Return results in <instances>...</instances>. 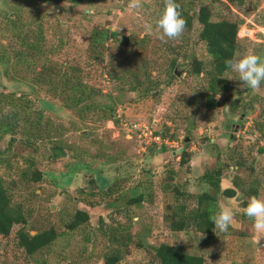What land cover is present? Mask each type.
I'll list each match as a JSON object with an SVG mask.
<instances>
[{
  "label": "rangeland",
  "instance_id": "374dc122",
  "mask_svg": "<svg viewBox=\"0 0 264 264\" xmlns=\"http://www.w3.org/2000/svg\"><path fill=\"white\" fill-rule=\"evenodd\" d=\"M180 1L193 14L204 3L211 7L214 20H239L235 56L252 52L264 59V0H244L240 5L227 0ZM129 4L130 0H96L91 15L85 12L87 3L71 5L65 0H34L21 9L20 23L29 29L27 37L42 23L45 56L32 57L30 68L19 63L4 72L0 66V90L13 92L15 103L21 102L20 96L30 103L18 116L15 139L6 136L1 142L0 176L26 215L23 229L34 234L52 227L57 237L27 255L17 244L20 226H16L12 235H0V264H103L116 248L121 252L117 264H149V251L161 242L201 255L205 264H264V238L260 245L255 243L242 198V191L255 185L258 197L264 198V83L253 91L228 80L238 77L227 70L223 74L227 89L220 87L215 94L218 105L205 109L207 78L203 72L191 74L186 60L199 48L201 25L194 20L182 38L161 41L153 29L163 0H142L140 9ZM5 9L0 0V12ZM4 22L0 17V54L4 45L10 52L22 49L13 29L6 32ZM95 28L116 33L98 58L89 50ZM125 36L127 44L122 42ZM53 64L63 70L76 65L83 79L99 90L97 108L114 100L117 109L111 119H103L97 108L79 116L63 106L62 99L46 93L48 88L39 86L42 83L33 82V77L43 76L39 71L44 65ZM148 79L153 81L151 88ZM132 85L135 90L129 92ZM2 107L15 110L14 105ZM118 109L122 117L146 121L158 130L164 125L177 148L160 151L136 135L127 137L112 121ZM23 114L33 123L31 143L25 142L32 134L25 131L30 126ZM184 137L190 160L181 166L178 154ZM55 147L64 154L55 157ZM217 163L223 167L220 187L232 183L239 187L232 199L221 195L215 209L232 208V227L226 233L215 228L200 232L193 226L172 230L164 217L168 206L185 202L188 209L194 207L195 196L207 187L200 176ZM36 168L42 173L39 181L30 178ZM172 168L178 170V186L190 197L176 198L164 183ZM140 193V203H129ZM77 210L86 211L89 219L71 230L68 223Z\"/></svg>",
  "mask_w": 264,
  "mask_h": 264
},
{
  "label": "trees",
  "instance_id": "16d2710c",
  "mask_svg": "<svg viewBox=\"0 0 264 264\" xmlns=\"http://www.w3.org/2000/svg\"><path fill=\"white\" fill-rule=\"evenodd\" d=\"M7 6V9L0 12L5 22L6 32L13 29L12 36L20 40L23 45L22 49H12L11 52L7 50V46L4 45L5 50L0 54V66L4 68V72H7L10 68H15L19 63L25 67L30 68L33 65L30 59L34 56H45V46L43 45V25L37 23L36 29L31 37H27L29 29L20 23L21 9L24 3L34 0H1ZM58 1V0H54ZM71 5H79L81 3H87L93 5L96 0H65ZM230 4L240 5L244 0H227ZM184 2V1H183ZM177 3L181 6L183 18L186 21V26H190L192 21L196 20L201 29L198 35V45L196 53L192 56H187V62L190 64V73L193 75H199L202 72L207 78L206 94L204 96L205 109H211L218 105V101L215 98V94L218 89H227L228 81L223 77V74L227 71L224 61L226 59L235 56L237 50V33L240 26L239 20L230 19H212L211 7L206 4H201L197 12L190 13L185 9L184 3L177 0ZM30 24V23H29ZM24 28V29H23ZM116 33L110 32L108 29H93L90 37L89 50L93 52L96 58L101 57L105 47V43L108 39L115 38ZM129 38L125 36L122 40L124 44H127ZM55 64V63H54ZM44 65L40 69L39 73L41 79L33 77L32 80L35 84L42 83L40 87L45 86L48 88L46 93L52 94L55 98L62 99L63 106L72 109L77 112L79 116H85L93 109L97 108L95 105V97L99 94V90L90 86L84 79L81 73L78 71L76 65H71L69 69L63 70L56 65ZM173 66V61H172ZM136 84H140L138 80H135ZM147 83L149 88L153 87V81L148 79ZM223 83V84H222ZM222 84V85H221ZM136 85H132L128 91L133 92ZM158 88V87H157ZM220 88V89H221ZM5 87L0 90V146L2 140L9 136L10 140L15 139V134L19 132L18 116H21V111L29 107V100L20 96L18 99L21 102L15 103L13 99L16 98L13 92H4ZM148 92V90H146ZM14 105L15 110L9 112L4 111L2 105ZM103 119L109 120L112 114L115 112L116 105L114 100L105 105L98 106ZM122 111V110H121ZM122 113V112H121ZM123 114V113H122ZM24 122H27L29 128L25 129L28 134L32 136L25 138L26 143H31L33 138L32 120L23 114ZM39 120V119H38ZM135 120V119H131ZM113 121V120H112ZM39 122V121H38ZM37 122V124H38ZM115 122V121H114ZM146 122V121H145ZM116 123V122H115ZM148 126L153 130V133L160 135L163 138H169L167 134V127L163 125V128L156 129L151 124L146 122ZM232 139L235 135H232ZM160 151H164L168 146L161 144H150ZM187 141H183L182 151L178 154L179 164L184 166L189 163V153L187 151ZM57 148V147H55ZM170 147H168L169 149ZM55 157L63 155L64 153L60 148L53 153ZM3 151L0 149V161H2ZM236 167V166H235ZM23 173H26L24 170ZM223 174V167L220 163L199 178L201 182L206 183L207 187L200 191L195 197L194 207L188 209L185 202L176 203L168 206L167 212H165V218L169 221V226L172 230H184L190 226H193L195 230L200 232L210 233L214 228V225L209 220L210 215L215 212L216 205L219 197L222 195L224 199H232L236 195L239 188L236 183L221 188L220 182ZM178 170L174 168L168 169V173L163 178L164 183L168 184L173 189L174 196L179 199L180 196L190 197V193L187 190L181 189L177 180ZM30 178L34 181H39L42 178L41 171L36 168L31 171ZM198 180V179H197ZM239 192V190H238ZM237 192V193H238ZM243 192V207H246L247 200L244 201V196H257L258 188L252 186ZM143 197L142 193L129 199V203L138 204ZM89 216L86 211L77 210L73 219L68 223V228L73 230L78 228L81 224L88 221ZM27 223L26 215L22 209L20 203H16L13 200L12 194L7 190L4 184L3 178L0 176V235L8 236L12 235L16 226H20L16 230L17 244L23 248L27 255H33L41 249L49 246L57 237V232L54 228L50 227L42 231H36L31 234L29 231L24 230ZM129 236V235H128ZM127 236V237H128ZM113 239H117L116 236ZM115 253L108 255L103 264H117L121 261V252L116 248ZM150 260L149 264H205L204 257L197 254H191L181 251L174 245L166 242H161L154 246L152 251H149Z\"/></svg>",
  "mask_w": 264,
  "mask_h": 264
},
{
  "label": "clouds",
  "instance_id": "9594fccd",
  "mask_svg": "<svg viewBox=\"0 0 264 264\" xmlns=\"http://www.w3.org/2000/svg\"><path fill=\"white\" fill-rule=\"evenodd\" d=\"M163 5L162 12L156 19L153 29L157 38L161 41L182 38L186 21L183 18L180 4L177 3V0H163ZM129 7L132 9L142 8V0H130ZM94 11L95 9L91 5L85 8V12L89 15L94 14ZM224 64L230 73H235L238 77V79H234L229 76L228 80L239 81L240 85L253 91L259 90L264 83V59L255 53L245 52L240 56H233L226 59ZM243 213L252 221L255 243L260 245L264 238V198L248 197ZM209 220L216 230L226 233L234 223V212L227 205H219L218 210L210 215ZM202 235L203 233H201Z\"/></svg>",
  "mask_w": 264,
  "mask_h": 264
},
{
  "label": "built area",
  "instance_id": "2783aa9c",
  "mask_svg": "<svg viewBox=\"0 0 264 264\" xmlns=\"http://www.w3.org/2000/svg\"><path fill=\"white\" fill-rule=\"evenodd\" d=\"M119 113L115 115L113 118L114 121L118 125L119 128L124 132V134L128 137L136 135L139 139H141L145 144H164L168 147H176L177 143L174 140H170L168 138H163L160 135H156L153 133V130L148 126V124L144 121L139 120H131L126 117H122L121 110L118 109Z\"/></svg>",
  "mask_w": 264,
  "mask_h": 264
},
{
  "label": "water",
  "instance_id": "95a60500",
  "mask_svg": "<svg viewBox=\"0 0 264 264\" xmlns=\"http://www.w3.org/2000/svg\"><path fill=\"white\" fill-rule=\"evenodd\" d=\"M175 73H176L177 75H180V74H181V71L178 70V69H176V70H175ZM238 124H239V121H238V123L236 124V129H235V130H237ZM186 140H187V139H186ZM181 151H182V148L179 149V152H181Z\"/></svg>",
  "mask_w": 264,
  "mask_h": 264
},
{
  "label": "flooded vegetation",
  "instance_id": "af4514ba",
  "mask_svg": "<svg viewBox=\"0 0 264 264\" xmlns=\"http://www.w3.org/2000/svg\"><path fill=\"white\" fill-rule=\"evenodd\" d=\"M238 121H239V120H238ZM237 123H238V122H237ZM237 123H236V124H237ZM236 124H235V125H236ZM238 125H239V124H238ZM232 135H233V134L231 133V136H232ZM186 138H187V137H186ZM183 140H184V141H186L185 137H184V139H183Z\"/></svg>",
  "mask_w": 264,
  "mask_h": 264
}]
</instances>
